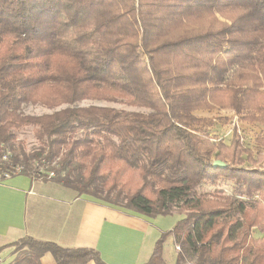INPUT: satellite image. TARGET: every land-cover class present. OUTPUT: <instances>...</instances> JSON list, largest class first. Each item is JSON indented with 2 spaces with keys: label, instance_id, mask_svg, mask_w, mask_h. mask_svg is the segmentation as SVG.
Here are the masks:
<instances>
[{
  "label": "trees",
  "instance_id": "obj_1",
  "mask_svg": "<svg viewBox=\"0 0 264 264\" xmlns=\"http://www.w3.org/2000/svg\"><path fill=\"white\" fill-rule=\"evenodd\" d=\"M35 105L65 108L22 112ZM201 110L264 124V0H0L2 167L37 179V163L78 196L148 218L182 214L143 264H167L169 238L174 264H264V170L251 167L264 163V138L255 159L234 127L228 144L211 138ZM25 127L38 140L29 153L17 141ZM221 181L231 194L202 189ZM11 246L8 264L46 253L106 264L93 248Z\"/></svg>",
  "mask_w": 264,
  "mask_h": 264
},
{
  "label": "crops",
  "instance_id": "obj_2",
  "mask_svg": "<svg viewBox=\"0 0 264 264\" xmlns=\"http://www.w3.org/2000/svg\"><path fill=\"white\" fill-rule=\"evenodd\" d=\"M158 217L78 196L52 180L16 175L0 183V264L12 261L11 244L23 237L61 247L93 248L106 264H143L160 235L172 228L159 227ZM177 252L169 238L163 250L167 264H174ZM40 264L56 263L46 253Z\"/></svg>",
  "mask_w": 264,
  "mask_h": 264
},
{
  "label": "rangeland",
  "instance_id": "obj_3",
  "mask_svg": "<svg viewBox=\"0 0 264 264\" xmlns=\"http://www.w3.org/2000/svg\"><path fill=\"white\" fill-rule=\"evenodd\" d=\"M79 106H88V105H97L111 107L117 110H123L127 112H141L147 113L148 111L142 108L130 107L120 102H108V101H83L78 104ZM65 108L61 106L53 110L47 109L40 105L35 106H24L22 112L26 115L38 116L42 114H48L53 111ZM194 116L200 119H206L207 131L210 134L211 138L216 140H222L224 143L228 144L232 137L233 127L237 130V135L240 137L241 143L245 148L249 149L253 153V157L256 159V153L263 150L261 144L256 142L257 138H264V124H258L255 122L245 121L242 115H236L231 110H211V111H198L194 112ZM206 129V128H205ZM17 141H21L23 144L24 151L29 153L33 148L38 146V140L35 138L32 128L25 127L18 131ZM18 152V151H17ZM253 168H261L264 170V163L251 165ZM230 182L221 181L216 186L210 184L202 185V189L206 191H223V193L229 195L231 194ZM182 214L173 213L171 215L159 216L158 225L159 227H173L175 222L181 217ZM156 219V221H157ZM162 222V223H161ZM254 236H258V233L255 232ZM15 250V249H14ZM177 251V250H176ZM19 253H21L19 251ZM18 252L14 253L16 256ZM14 258V257H13ZM2 260H4L1 257Z\"/></svg>",
  "mask_w": 264,
  "mask_h": 264
},
{
  "label": "built area",
  "instance_id": "obj_4",
  "mask_svg": "<svg viewBox=\"0 0 264 264\" xmlns=\"http://www.w3.org/2000/svg\"><path fill=\"white\" fill-rule=\"evenodd\" d=\"M9 155L10 154L6 152L0 157V183L11 179L13 176L19 175L22 171L21 166H16L15 168H9V170H5L2 167L3 164L5 165L6 162L8 161ZM35 166L37 167V179L45 178L47 180H50L55 176L53 172L47 171L46 167H44L43 165H38L36 163ZM177 249L179 248L177 247Z\"/></svg>",
  "mask_w": 264,
  "mask_h": 264
},
{
  "label": "water",
  "instance_id": "obj_5",
  "mask_svg": "<svg viewBox=\"0 0 264 264\" xmlns=\"http://www.w3.org/2000/svg\"><path fill=\"white\" fill-rule=\"evenodd\" d=\"M213 166H214V167H216V166H219V167H224V166H225V164H223V163H218V162H215V163L213 164Z\"/></svg>",
  "mask_w": 264,
  "mask_h": 264
}]
</instances>
